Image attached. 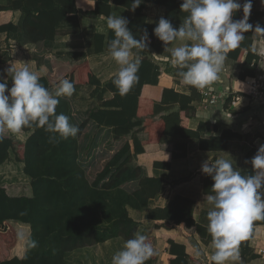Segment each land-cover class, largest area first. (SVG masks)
Segmentation results:
<instances>
[{"label":"trees","instance_id":"1","mask_svg":"<svg viewBox=\"0 0 264 264\" xmlns=\"http://www.w3.org/2000/svg\"><path fill=\"white\" fill-rule=\"evenodd\" d=\"M94 1V8L84 11L75 0H7L6 4H0V12L19 10L21 17L16 25L11 22L0 24V33L13 35L19 45L33 44L31 59L37 65L45 64L50 68L46 58L48 48L55 36L61 33L59 25L65 18L75 19L78 9L87 16H109L108 0ZM156 1L164 4V17L174 27H179L174 22L176 15H187L178 7L182 2ZM142 7L141 4L136 8L128 25L136 38L142 34L140 28L146 26ZM242 16L241 9L233 14V19L238 20ZM156 22L148 29L153 31ZM249 23L253 24V28L257 23L264 27V10L252 9ZM94 37L100 45L97 51H101L104 39L106 38L107 49L108 41L114 38V34L109 30L106 37ZM252 43L253 31L246 32L239 47L228 54L229 59L241 62L237 80L242 83L256 75L259 59L252 51ZM149 45L156 53H165L163 42L153 33ZM2 60L0 57V63ZM177 71L178 69L175 74ZM137 75L139 79L129 93L120 96L112 80L101 86L87 62H83L65 72L62 78L73 82L75 88L95 86L96 90H108L113 95L109 98L98 95L97 105L100 108L85 112L76 110L73 96L59 98L56 114L67 115L69 122L78 126L79 131L75 137L53 145L48 143L49 134L43 128H26L23 130L32 132L24 143L13 137H5L0 143V165L8 159L9 151H12L14 159L23 163L22 171L29 177L32 192L31 197H12L0 185V264H68L67 255L72 251L116 238L125 241L133 238L137 222L128 216L126 208L144 209L149 199L156 197L162 188L161 179L146 177L140 166L130 165L132 159L143 152V145L158 143L163 137L172 138L175 142L171 159H177L186 156L188 140L197 141L202 150L223 151L229 139L241 136L227 129L218 137L204 139L201 136L204 128L202 124L195 131L187 129V121L193 112L190 104L201 98L200 90L188 86L190 94L185 95L162 88L157 100L144 96L142 90L145 85H157L159 68L143 58ZM11 83L9 79V87ZM40 83L49 90L55 85V82L45 77H41ZM230 98L229 95L221 101L225 107ZM168 104H177L178 110L158 116L160 106ZM92 124L97 127L112 126L109 139L97 144L98 132L89 133ZM136 131L146 133L147 138L138 140L134 135ZM95 149L98 151L96 155L93 152ZM86 154L88 158L84 159ZM153 165L165 169L170 166L168 162H154ZM204 191H207L206 188ZM21 212L26 214L20 215ZM146 218L172 219L177 224L183 222L187 227L194 226L199 235L202 232L201 227L191 218V211L186 212L174 204L150 210ZM262 222L264 220L254 221L249 238L240 242L241 262L247 261L245 255L249 251L248 243L253 235V226ZM12 223L27 225L31 238L38 243L35 249L26 250L25 247L20 257L12 256L11 253L17 242ZM146 238L151 243V238ZM167 242L171 254L168 264H189L192 258L186 253L184 246L171 239ZM253 257L255 255L249 256ZM155 258L153 255L145 264H152Z\"/></svg>","mask_w":264,"mask_h":264},{"label":"crops","instance_id":"2","mask_svg":"<svg viewBox=\"0 0 264 264\" xmlns=\"http://www.w3.org/2000/svg\"><path fill=\"white\" fill-rule=\"evenodd\" d=\"M75 1L79 8L84 11L92 10L95 5L94 0ZM119 1L121 3L108 0L110 4L109 16L121 15L130 21L135 15V12L129 10L131 0ZM178 1L183 2V0ZM239 2L242 4L244 0H239ZM6 3L7 0H0L1 5ZM142 5V14L146 26L140 29L141 32L143 29H147L148 35L151 37L153 31L148 27H152L161 16L164 17L165 6L156 0H144ZM80 9L75 13V19L65 18L60 23L59 30L61 33L55 36L46 56L50 68L45 64L37 65L31 59L30 56L34 51L33 44L19 45L13 35L8 36L6 33H0V57L3 58L0 63V70L9 67L11 64L21 66L27 63L31 70L42 73L41 77L55 82L56 85L65 72L87 62L101 86L107 84L114 78L119 66L108 55L105 48L106 38L103 41V50L97 51L100 45L94 36L103 35L106 37L108 35L109 29L106 23L108 17L104 15L87 16ZM252 9L264 10V5H261L260 0H252ZM186 16L176 15L175 24L179 26ZM20 17L21 12L19 10L1 11L0 24L11 22L16 25ZM75 29L76 31H73ZM175 46H178V42L168 45L169 48ZM263 46V36L261 33L257 34L253 31L252 51L257 55H262L260 51H262ZM133 51L135 52V50ZM139 54L159 68L157 85H145L142 90L144 96L159 100L162 88L172 89L185 95L190 94L189 87L180 83V78L175 74L177 68L171 65V56L168 51L165 50L164 54H158L148 44L147 48ZM240 67L241 62L227 57L218 80L207 86L217 93L225 92L227 96H231L227 107L222 103L225 97L212 107H206L202 98L196 99L190 104L193 107V112L187 121V129L193 131L198 128L199 124H202L204 128L201 136L204 139L218 137L222 131L227 129L239 133L240 137L229 139L227 147L223 151L202 150L197 141L188 140L186 156L177 159H171L175 140L163 137L158 143L143 145V152L137 154L130 163L131 166H140L146 177L159 178L162 181L160 193L149 199L147 207L142 210L126 208L128 216L137 222L135 234L140 233L151 238L156 257L152 264H168V259L171 258L168 251V239L184 246L186 253L192 258L189 264H212L210 256L214 249L211 246L212 238L207 232V212L210 210V206L203 199L206 194H211L213 181L211 177L201 172L203 161L208 158L212 161L218 158L229 159L242 175L253 174L251 163H245V160L250 161L256 154L259 145L264 143V110L247 105L246 90H244L246 85L237 80ZM218 84H221V87ZM53 89L54 87L50 90ZM98 95H101L102 98H109L113 93L108 90L101 92L100 89L96 90L95 86L76 87L72 95L76 110L85 112L91 109H99L100 106L97 105ZM177 110V104L161 105L158 116ZM91 126L89 133L97 131L99 134L96 139L97 144L107 141L111 136L112 126L97 127L95 124ZM31 132L32 130H22L18 134L6 132L5 137H13L24 143ZM134 135L141 141L147 138V134L142 131H136ZM94 141L95 139L92 143ZM93 152L96 155L98 151L95 149ZM87 154L84 159L88 158ZM92 156L93 153H91ZM154 162H168L170 166L167 169L158 168L154 167ZM22 169L23 163L17 162L12 151H9L8 159L0 165V185L4 187L9 196H32L29 177L23 173ZM204 188L207 191H204ZM169 204L177 205L186 212L191 211V218L202 229L201 234L199 235L194 226L187 227L183 222L177 224L172 219L146 218V214L150 210L161 209ZM12 225L16 233L18 230L29 233V227L25 224L12 223ZM124 242L125 240L116 238L91 247L77 249L67 255V263L111 264L112 256L122 249ZM248 246L249 251L245 255L247 261H239V264H264V222L253 226V235ZM24 250L25 244L17 240L11 251L12 256L20 257ZM251 255H255V257L249 258Z\"/></svg>","mask_w":264,"mask_h":264},{"label":"clouds","instance_id":"3","mask_svg":"<svg viewBox=\"0 0 264 264\" xmlns=\"http://www.w3.org/2000/svg\"><path fill=\"white\" fill-rule=\"evenodd\" d=\"M144 0H131L129 10L135 12ZM264 5V0H260ZM241 19L233 14L241 10ZM252 0H183L180 10L187 13L179 27L161 16L153 28V34L163 42L164 50L171 56V65L178 69L180 83L203 90L218 80L228 54L239 47L245 33H264V27L249 23ZM107 28L114 38L107 44L109 57L119 66L112 83L120 96H125L138 81L142 63L139 54L150 43L147 29L139 38L129 29V20L121 15H110ZM178 42V46L168 45ZM135 50V52L133 51ZM42 73L30 69L27 63L11 64L0 70V143L5 133L18 134L23 129L43 128L49 134L48 143L75 137L78 126L69 122L63 113L56 114L61 97H71L74 83L61 78L49 90L40 83ZM11 79V87L8 80ZM253 174L242 175L229 159L209 158L202 162L201 172L211 177V194L204 196L210 206L207 212V232L214 249L210 256L212 264H239V244L249 238L254 221L264 220V143H261L251 160ZM21 212L20 215H25ZM17 240L26 250L38 246L29 233L18 230ZM155 250L147 238L136 233L126 240L121 250L111 259V264H145Z\"/></svg>","mask_w":264,"mask_h":264},{"label":"built area","instance_id":"4","mask_svg":"<svg viewBox=\"0 0 264 264\" xmlns=\"http://www.w3.org/2000/svg\"><path fill=\"white\" fill-rule=\"evenodd\" d=\"M264 69L262 63L258 62L256 66V75L253 78H247L244 82L247 88L246 101L247 105L255 109L264 110ZM221 87V84H218ZM203 104L206 107L216 105L222 98L227 97L225 92L217 93L210 88L200 90Z\"/></svg>","mask_w":264,"mask_h":264},{"label":"rangeland","instance_id":"5","mask_svg":"<svg viewBox=\"0 0 264 264\" xmlns=\"http://www.w3.org/2000/svg\"><path fill=\"white\" fill-rule=\"evenodd\" d=\"M258 33H259V32H257V34H258ZM261 35H262L263 38H264V33H261ZM260 52H261L262 55H258V59H259L258 62H261L262 65H263V68H264V46H263V48H262V51H260ZM262 72H264V69L261 70V73H262ZM247 88H248V87H245V88H244V90H246V92H247Z\"/></svg>","mask_w":264,"mask_h":264}]
</instances>
